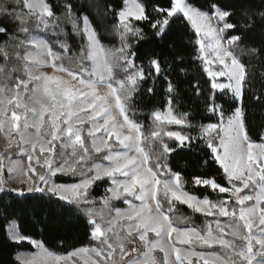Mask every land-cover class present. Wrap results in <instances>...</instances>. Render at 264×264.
I'll use <instances>...</instances> for the list:
<instances>
[{
  "label": "snow or ice",
  "instance_id": "1",
  "mask_svg": "<svg viewBox=\"0 0 264 264\" xmlns=\"http://www.w3.org/2000/svg\"><path fill=\"white\" fill-rule=\"evenodd\" d=\"M72 7L66 3L57 15L48 0L0 5V193L82 214L96 242L57 255L10 224L11 242L36 249L18 256L20 264H264V142L249 138L242 107L225 119L215 94L242 101L249 84L245 58L264 65V42L256 47L247 39L257 28L264 31V10H245L233 21L215 2L204 10L192 0H164L150 15L140 0H123L118 11L106 7L117 23L115 43L105 45ZM178 21L194 33L192 59L208 78L205 108L219 121L193 125L190 113L174 106L176 86L165 76V107L152 113L146 134L131 105L143 83L161 76ZM69 26L80 40L75 49ZM193 87L197 97L204 95L199 83ZM253 99L264 103L260 94ZM185 150L203 154L200 167L211 171L191 183L215 200L193 195L184 176L172 171V154ZM5 172L20 177L26 190L6 188ZM62 176L73 182L58 183ZM98 182L109 186L95 198ZM121 200L126 208L115 206ZM178 205L202 214L205 228L179 220Z\"/></svg>",
  "mask_w": 264,
  "mask_h": 264
},
{
  "label": "trees",
  "instance_id": "2",
  "mask_svg": "<svg viewBox=\"0 0 264 264\" xmlns=\"http://www.w3.org/2000/svg\"><path fill=\"white\" fill-rule=\"evenodd\" d=\"M8 0H0V5L5 4ZM14 2V0H13ZM70 2L72 11L81 18L87 16L102 38L105 45L115 43L112 35V29L116 25L115 12L106 10L111 5L117 11L123 6V0H48L54 12L60 15L64 5ZM150 15L152 6L156 3H164V0H140ZM197 6L204 10L213 3L227 9L233 13L232 20H240L243 12L264 10L262 0H192ZM147 36L151 37L152 32L148 24L141 22ZM185 23L177 22L172 26L173 36L170 50H166V62H162V74L159 78L148 79L140 86L135 94L131 108L134 111V118L138 123L144 126L145 133H150L153 122L152 113L156 110H163L167 96L165 90L167 83L165 76L176 86V99L174 106L179 112H188L191 115L193 125L201 123L218 122L219 116H211L206 111L204 101L209 95V86L204 83L208 79L200 70L199 62L192 59L194 55V33L190 28L185 27ZM12 25L9 24L11 29ZM67 39L69 44L75 49L79 46V37L74 35L70 26L67 28ZM248 43L260 47L264 42V31L257 28L247 37ZM159 51V49H155ZM182 56L180 63L174 61L175 56ZM164 58L162 57V60ZM139 64L140 61L137 60ZM245 63L249 65V84L246 86L245 94L242 101H237L230 94H224L216 91V103L220 105L225 114V119L231 115L236 107H242L245 113L244 123L249 138L256 143L263 142L261 137L264 136V103H257L253 97L256 94L264 96V77L260 73L264 72V65H261L255 58L249 60L245 58ZM184 72H181V69ZM199 83L204 90V95L197 97L194 84ZM154 88L153 93L148 92V88ZM203 154L198 150L192 152L178 151L172 154L170 167L173 172H180L187 183L186 190L200 198L208 195L210 199L215 200L216 194L210 190H205L191 183L193 176L201 175L211 171L207 168H201ZM215 166H213L214 168ZM212 175H217L214 171ZM58 183L73 182L70 177H61ZM223 182V181H221ZM108 183L98 182L97 186L92 189L91 195L99 198L104 195ZM120 208L122 204L115 203ZM175 216L179 220L187 218V226L197 229H204L206 225L205 217L188 209L185 205H178ZM14 223L19 234L29 237L32 240L44 244L48 251L57 255H66L68 252L93 245L90 239V226L87 218L82 214L68 213L62 211L54 205L45 203L42 200L25 199L17 197L15 194H0V264H20L16 256L19 252H32L33 248L28 244L13 243L8 239V226ZM185 226L184 224L180 225ZM217 250H219L217 248ZM162 255V254H161Z\"/></svg>",
  "mask_w": 264,
  "mask_h": 264
},
{
  "label": "rangeland",
  "instance_id": "3",
  "mask_svg": "<svg viewBox=\"0 0 264 264\" xmlns=\"http://www.w3.org/2000/svg\"><path fill=\"white\" fill-rule=\"evenodd\" d=\"M223 82H226V81H223ZM216 91H217V92H220L219 90H216ZM173 127H175V126H173ZM263 142H264V141H263ZM3 143H4L3 138H2V136H0V150H3ZM17 158H19V157H17ZM22 159H23V163H24L25 165H27V163H28L27 158H26V157H23ZM4 179H5V181H6V184H5V187H6V188H12V187H15V188H21V187H23L25 190H26V188H27V184H24V185H21V184H20V182H19L20 177H18V176H15V177H9L8 174H7V172H5V174H4ZM0 194H3V193H0ZM12 194H14V193H12ZM114 203L122 204L123 207H120V208H122V209L127 207V205H126L125 203H123L122 200H121V201L114 202ZM10 224H11V225L15 228V230L18 232V230H17V228H16V225H15L14 223H10ZM10 224H9V226H10ZM9 226H8V236H9ZM24 243L30 245V246L33 248V251H32V252H19V253L17 254L16 258H17L18 256H20V257H27V256H29L31 253H33V252L36 251V249H35V247H34L33 245L29 244L27 241H25ZM95 243H96V242L93 241V245H94ZM91 246H92V245H91ZM17 260H18V259H17ZM18 261L20 262V260H18Z\"/></svg>",
  "mask_w": 264,
  "mask_h": 264
}]
</instances>
